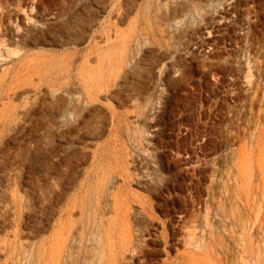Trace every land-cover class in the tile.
Masks as SVG:
<instances>
[{"label":"rangeland","instance_id":"374dc122","mask_svg":"<svg viewBox=\"0 0 264 264\" xmlns=\"http://www.w3.org/2000/svg\"><path fill=\"white\" fill-rule=\"evenodd\" d=\"M2 3L7 24L18 18L21 25L27 14L20 0ZM54 12L59 21L74 23L72 36L57 30L35 41L24 35L22 43L3 36L10 50L23 49L21 58L0 57V238L14 239L3 228L5 206L12 209L10 232L19 224L36 245L50 237L55 215L81 194L86 173L98 167L84 151L107 145L115 150L108 169L94 174L82 194L92 205L105 198V219L123 238L117 244L144 247L139 261L163 264L198 250V241L209 264H264V0H46L32 13L34 24H51ZM168 14L184 26L167 22ZM135 29L143 35L133 47L139 54L134 76L122 71L116 84L86 99L92 109L83 117L93 122L91 132L79 119L73 128L64 125L70 121L64 111L53 115L61 123L50 125L41 109L47 92L69 96L86 82L117 75L111 60ZM162 35L176 58L189 62L190 82L178 92L158 83L166 74L146 73L148 59L161 53L156 40ZM4 116L11 124L2 122ZM101 128L100 135L92 132ZM147 149L163 162L156 183L126 179L135 173L131 157L143 160ZM55 185L60 191L47 202L43 193ZM13 195L22 208H14ZM129 233L134 245L124 239ZM147 234L158 237L152 241ZM94 236L74 242L61 264H92L104 254ZM12 249L0 251V264H38L35 252ZM123 254L132 260L130 252Z\"/></svg>","mask_w":264,"mask_h":264},{"label":"bare ground","instance_id":"6f19581e","mask_svg":"<svg viewBox=\"0 0 264 264\" xmlns=\"http://www.w3.org/2000/svg\"><path fill=\"white\" fill-rule=\"evenodd\" d=\"M41 5H46V0H33V2L30 4L28 0H20V3L18 6L21 10H24L27 16L25 18L23 17L24 21L21 25L18 24L19 23L18 18H16V20L12 19L11 25L9 26L7 24V14L4 12L5 11L4 3L0 4V10H1L0 11V44L1 46H3V49H0L1 59H16V58H13L11 54L13 56L14 55L17 56V58L22 57L23 48L18 45L16 50L14 51L10 50V48H8L7 45L5 44L6 41L3 40V36L5 35H10L11 38L21 43L23 40L27 41L24 35H31L34 41L42 39L46 34L51 35V33L57 30H62L63 32L67 34L68 37L71 35V33L73 32L75 28L74 23H72L68 19H67L68 22L59 21L61 15L55 12L51 14L49 19L54 20L56 24L54 21L52 23L50 22L51 24H44V23H38V22H35L34 24L32 13H34V10ZM26 10L30 11V14H28ZM166 20L167 22L172 23V25H176L180 27L184 26V23H185L179 20L178 17H174L171 15L169 16V14L166 15ZM162 31H163L162 33L165 32L164 30ZM115 34H116V38L120 37V33L118 30L115 31ZM142 35L143 34L139 30L135 29L132 33H130L127 39L125 38L124 46L121 52L117 54L116 58H112L115 60H111L113 61L111 64V68L120 69L119 72H117V75L116 73L113 72L106 79L102 78L98 82H96L97 83L96 85L86 82L85 87L82 91L76 90L74 94H71L69 96H67L63 91H60V90L47 92L46 100H42L41 102V106H42L41 109H42V114H44V116H46V118L49 120L48 121L49 124L53 126L59 125L61 122H59L58 120H54L53 115L54 113H60L61 111L62 112L64 111V113L68 115L70 118V121L66 122L64 125L68 126L69 128H73L76 125V122L74 121L79 119V122L82 120L85 124L84 127L87 130H90L89 132H91V123L93 124V122H90L89 120L87 121V119L83 117V114L91 108L87 106L86 99L90 100L93 97L98 96L101 92V89L104 86L108 88L107 86L111 87L112 85L116 84L117 80L121 77L122 71H124V73H126V75L128 76L132 74L134 76V71H133L134 65L133 64L135 62V59H138L139 54H137L138 52L136 53L133 50V47L139 44L140 38L142 37ZM53 36L55 35L53 34ZM156 41H157V44H159V49H161L160 51L161 53L159 52L160 54L157 55L156 59H152V58L148 59V63L146 65L150 67V70L148 69L146 73L150 75L151 73L158 72L159 74H161L160 77L166 74V77L163 79H159L158 83L162 84L166 90H168L169 87H173L174 91L178 92L180 91V89L183 87L184 84L187 83L188 85L190 82L189 80L191 78L189 77V62L187 59H177L176 58V55L178 53H176L175 55L174 51L172 50L173 48L172 43L166 38L163 37L162 40L157 39ZM195 48H198V47L196 46ZM200 48H202V45L200 46ZM192 55H194L193 52H192ZM205 60H202V61H205ZM171 72H173L174 74L176 73V76H171ZM177 73L179 74L177 75ZM136 77H138L137 74H136ZM10 89L13 90V87H11ZM0 98H1V94H0ZM134 103H136L135 100H134ZM2 105H3L2 109H6L8 102L3 103ZM135 105H133L132 107H134ZM2 122L5 125L8 123L11 124L12 119L8 121L7 118H5L4 116ZM102 130L103 129L101 128L99 130H93L92 132H94L95 135H100L102 133ZM116 130H118V128ZM243 150L244 148L241 149V152H243ZM85 152H87L89 156L92 158L93 163H97L98 167H96L95 165L93 166L92 170L86 173L84 179L80 183L82 187L81 194H77L74 198L68 201L65 208H62L60 211H58V213L55 212L57 214L53 218V224H52L53 231L51 232V236L45 239L44 241H42L39 245H36L34 242L30 240V238L27 237L26 234H24L20 230L19 224L17 225L16 229L10 232V230H8V227L6 226L10 222V221L8 222V216L12 209L11 208L9 209V206H5L2 211L3 216H4L2 220L5 222L3 228L5 229L6 232L12 234L14 236V239L4 240L3 238H0V251L1 252L10 251L12 248H13L12 250H14L15 252L24 253V254H28V253L31 254L35 252L36 255H38V264H61L63 253H65L66 251L69 252L68 251L69 249L71 252L72 247H74V242L84 243L85 241L90 240L91 236L95 235L93 238L99 240L98 244L102 245L104 254H102L101 256H95L92 264H135V261H139V257L145 254L144 247L140 246L139 248L135 249L133 246V248L131 249L130 248L125 249L123 245L117 244V240L120 239L121 241V239L123 238L117 237L116 235L117 228L115 227L110 228V225H113L111 223L112 221H107L105 219L107 216V213L104 208L105 198L103 196L98 199L95 205H92L91 203H88L86 201L85 196L82 194V190L85 188V186H89V182L93 178L94 174L99 176L100 173H105L106 169H108L107 168L108 158L110 159L112 158L111 156L114 154L115 150L113 151L111 147H108L107 145H105V146H99L96 150L87 149L86 151H84V153ZM145 154H147V157L144 158L143 160H141L139 156L131 157L130 161H131V165L135 169V173L128 174L126 179L134 178V180L137 179L140 181L145 179V180H148V182L145 183L146 185L155 184L156 175L157 174L159 175L163 162L161 161V159L156 157L153 151H149V149L145 151ZM117 158H119V156ZM163 182H165L164 188L166 189L167 183L169 181L167 179H163ZM52 187H50V189L47 191H45L44 189L45 192L43 193L44 194L43 196H44V200H46L47 202L51 201L53 197L55 198L56 194L60 191L59 187L57 186L54 188ZM13 199H14L13 200L14 208H17V209L22 208L23 206L22 202L17 198L16 195H13ZM248 204H249V198H248ZM114 209H115V212L118 213V210H119L118 205L117 207H114ZM78 215L80 217H77ZM9 220L14 221L13 218ZM106 224L109 225V228H106ZM97 226L98 228H96ZM260 229L261 230L264 229V225L262 223L260 224ZM251 230H252V227H249L248 233L249 232L251 233ZM118 235H121V233ZM139 236L141 239L145 238V235H143L142 233H140ZM146 236H149L152 241L155 237H158V235L156 234H147ZM161 236L162 235H159V237ZM173 236H174V232L172 233V237ZM128 238H129V245L131 244L134 245V240H133L134 236L132 233L127 234V236L124 239H128ZM195 245L197 246L200 245L201 247H198L199 248L198 250L194 249V251H190L188 253L177 254L174 260L167 259L163 261V264H174V263L176 264H209L208 258L205 255L207 253L206 252L204 253L202 249V244L197 241L195 242ZM171 247H173V245ZM201 249L203 252L200 251ZM125 250L133 254L131 261H127L126 260L127 258L124 257L123 251L125 252ZM48 256H51L49 260H48ZM87 259L89 258L86 257L85 260ZM139 263L146 264L147 262L139 261ZM81 264H86V263L82 262Z\"/></svg>","mask_w":264,"mask_h":264}]
</instances>
